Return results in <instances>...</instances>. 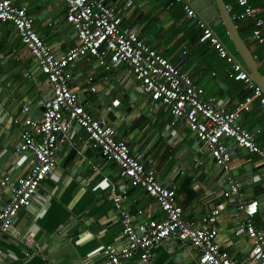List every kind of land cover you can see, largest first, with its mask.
I'll return each instance as SVG.
<instances>
[{
	"label": "crops",
	"instance_id": "obj_1",
	"mask_svg": "<svg viewBox=\"0 0 264 264\" xmlns=\"http://www.w3.org/2000/svg\"><path fill=\"white\" fill-rule=\"evenodd\" d=\"M105 1L117 7L125 25L188 72L206 96L216 97L230 111L239 101L253 96L251 109L240 113V122L264 147V106L260 97L244 81L228 76L227 58L201 40L202 29L188 17L183 2ZM255 1L252 3L264 18V0ZM13 2L34 17L37 32L56 53L62 54L80 43L67 21L63 1ZM226 2L233 16L241 12L237 0ZM236 22L264 73V42L254 34L255 21ZM71 72L73 89L86 98L93 114L116 127L118 137L128 141L132 153L154 169L160 181L176 185L177 202L186 219L199 222L220 209V243L235 260L246 263L253 238L246 229L248 215L239 206L241 201L258 200L259 209L252 221L264 230V161L225 139L233 149L232 173L240 188L238 195L226 196L229 186L222 170L198 136L183 118H175L159 101L140 92L141 84L127 63L118 61L106 70L94 56L87 55ZM50 92V81L22 43L19 31L13 23L0 21V181L7 175L17 181L31 170L34 155L18 153L17 148L27 119L43 117L40 104ZM25 107L29 108L27 112H23ZM57 155L56 169L20 210L11 232L4 235L1 246L7 258H0V264H100L105 246L126 244L121 208L131 213L135 224L150 217H165L145 189L129 187V179L116 162L104 161L81 127L74 125L66 137H61ZM99 163L102 166L95 172L93 167ZM127 187L128 197L116 203L113 197ZM8 199V188L0 184V206ZM153 261L199 264V250L182 239L169 238L155 247ZM121 264L141 261L136 255Z\"/></svg>",
	"mask_w": 264,
	"mask_h": 264
},
{
	"label": "built area",
	"instance_id": "obj_2",
	"mask_svg": "<svg viewBox=\"0 0 264 264\" xmlns=\"http://www.w3.org/2000/svg\"><path fill=\"white\" fill-rule=\"evenodd\" d=\"M61 1L67 5V21L77 32L80 43L58 54L37 32L34 17L25 7L16 5L13 0H0V21L14 24L22 43L51 83V92L40 104L44 109L43 117L27 119L17 148L18 153L31 152L34 155L31 170L17 181H12L9 175L0 181L1 186L9 191V199L0 206V258H7L1 246L4 235L11 232L20 210L38 194L42 183L56 169L59 141L77 125L88 132L104 161H114L121 167L129 179V187L145 189L165 213L164 218L150 217L135 224L131 213L121 208L126 244L105 246L100 264H121L136 255H139L141 264H154L155 247L169 238L182 239L198 249L199 264H264V230L252 221L258 212L259 201L240 202L239 208L248 215L246 229L253 238L246 263H240L220 243V209L205 215L199 222L186 219L183 207L177 202L176 185L160 181L156 171L132 153L128 141L118 137L116 127L93 114L86 98L71 85V69L87 55L94 56L106 70L118 61L127 63L141 84L140 92L159 101L175 118H183L188 128L198 136L211 160L222 170L229 186L226 196L238 195L240 188L232 173L233 149L225 139L264 161V147L256 140L255 133L240 122V113L251 109L253 96L239 101L236 109L230 111L216 97L206 96L204 88L188 72L125 25L113 3L105 0ZM178 1L185 4L188 17L195 19L202 29L201 40L208 41L219 55L227 58L228 76L247 83L264 106V92L251 79L243 64L234 59L221 38L197 16L191 5L185 0ZM237 3L242 10L234 17L238 20L253 19L256 25L254 34L264 42V18L260 9L252 0H237ZM28 110L25 107L23 112ZM14 120L17 122L19 119ZM101 166L100 163L94 165V171H99ZM129 187L113 197L116 203L128 197Z\"/></svg>",
	"mask_w": 264,
	"mask_h": 264
},
{
	"label": "water",
	"instance_id": "obj_3",
	"mask_svg": "<svg viewBox=\"0 0 264 264\" xmlns=\"http://www.w3.org/2000/svg\"><path fill=\"white\" fill-rule=\"evenodd\" d=\"M191 5L197 16L212 27L215 34L228 48L237 62H241L251 79L264 92V73L246 41L242 38L237 19L233 16L226 0H185ZM141 234V233H140Z\"/></svg>",
	"mask_w": 264,
	"mask_h": 264
},
{
	"label": "trees",
	"instance_id": "obj_4",
	"mask_svg": "<svg viewBox=\"0 0 264 264\" xmlns=\"http://www.w3.org/2000/svg\"><path fill=\"white\" fill-rule=\"evenodd\" d=\"M255 1V0H254ZM257 1V0H256ZM256 1H255V4H256Z\"/></svg>",
	"mask_w": 264,
	"mask_h": 264
}]
</instances>
